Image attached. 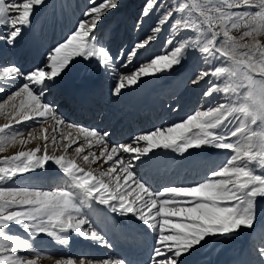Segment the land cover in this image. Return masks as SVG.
<instances>
[{
    "label": "snow or ice",
    "instance_id": "1",
    "mask_svg": "<svg viewBox=\"0 0 264 264\" xmlns=\"http://www.w3.org/2000/svg\"><path fill=\"white\" fill-rule=\"evenodd\" d=\"M45 3L0 0V43L15 47ZM121 6V0H88L75 30L52 47L41 64L29 70L0 64V112L10 106L14 123L31 122L29 130L56 121L50 135L42 128L40 146L0 161V264H38L42 252L35 241L41 235L67 246L75 234L113 249L106 229L117 225L106 213L153 234L148 264H188L189 256L214 240L235 239L242 231L256 234L264 202V42L258 39L264 36V0H144L137 30L148 17L155 16V24L142 41L114 52L102 21ZM165 29L169 47L140 61ZM233 30L242 34L233 35ZM245 38L250 39L244 42ZM197 57L206 67L188 83H207L203 97L212 98L210 104L173 125L134 135L127 144L109 147L110 133L70 124L50 98L76 64L108 74L114 81L112 94L119 97L145 83L143 78H164ZM19 97L24 99L17 107L14 101ZM62 127L68 130L61 131ZM6 129L8 138H0V151L23 134L7 123L0 133ZM36 138L30 133L28 139ZM95 147L102 149L99 155L92 151ZM69 149L76 157L67 155ZM166 150L184 160L209 150H226L227 155L194 183L156 187L144 172L167 163ZM77 158L98 168L111 164L94 174ZM49 163L62 170L66 184L49 190L9 186L25 173L46 171ZM253 250L258 264H264V231ZM55 264L131 261L79 254Z\"/></svg>",
    "mask_w": 264,
    "mask_h": 264
},
{
    "label": "rangeland",
    "instance_id": "2",
    "mask_svg": "<svg viewBox=\"0 0 264 264\" xmlns=\"http://www.w3.org/2000/svg\"><path fill=\"white\" fill-rule=\"evenodd\" d=\"M99 2L100 0H97V3ZM49 3H50V7L45 11ZM121 5L122 6L118 10H116L113 14H111L107 19L102 21L104 25V29L112 37L113 40L112 50L114 52H116L121 46L127 49L132 44L142 41L145 34L150 31V29L156 22L155 16L148 17L145 19V22L142 25V30H137L136 27L137 19L140 17L141 9L143 8L144 5V0H121ZM87 7H88V0H46V3L42 6H39L38 10L35 11L32 17V27L30 30H27L23 33V39L19 40V42L16 44L15 47H8L6 45L2 46V48L7 49L6 51H3V55L6 53H8V55L3 56V61L0 60V64L6 65L5 64L7 60L6 57L9 56V52L12 53V56H14L15 59L18 58L17 56H20L19 58L24 59V57L22 56L26 54L27 42L29 35L31 33H35L36 36L38 35L39 43L42 48V54L46 56V54L52 47L56 46L60 42H64L65 38L75 30L78 21H80L83 18V12ZM241 34L242 31L238 32L236 30H233V35L240 36ZM168 36H169V30L168 29L163 30L158 35V38L152 42L149 51L145 53V55L140 57V61H145L154 55L163 54L166 47H169L165 44V41L168 38ZM249 39L250 38H245L244 42H248ZM258 39L261 40V42H264V36H260L258 37ZM34 47H36L35 41H34ZM39 55L41 56V54H37L36 57H38V61L40 62L33 64V66L28 68V70L36 65L41 64L44 61L45 56L44 58L40 59L41 57H39ZM26 62L27 60L25 61V64ZM16 63H17L16 65H18L17 60ZM7 65H11V64H7ZM202 67H206V66L202 64L199 57L179 67L178 69L179 72H177V76L173 79L174 81L172 85L170 84L166 90H163V92H165L164 94L165 108H163L162 112L164 114H167L165 116V121L160 120L159 122L154 124L152 130H154L156 127L159 126H170L176 122H180L186 119L187 116L192 114L196 109L206 108L210 104L212 98L205 99L203 97V93L209 87L207 83L203 81H201L197 85L188 83L190 80L195 78L197 71ZM83 71L84 69L81 68V64H76L74 67H72L71 70L68 71L67 75L64 76L63 80L56 86L55 89H53V93L50 98L56 101L59 108V113H62L61 109L65 111L61 115V117L65 121L75 126H83L87 129L95 130L96 124L102 121L101 120L102 116H98V118L95 120V123L91 121V119L87 118L85 122H89V124H91V127L89 128L86 123L76 122L75 119L74 120L72 119L74 115L73 110H71L68 114L66 113L67 109L65 107L61 108L63 104L59 105V103L63 102L62 98H64L65 91L71 90L74 81L73 77H75V75L78 72H80V74L83 75L84 74ZM81 79L82 77L79 78V80ZM106 79L108 85L106 90L111 91V94H108L109 97L107 101L109 107H106L108 114H110L125 102L127 96L133 92V88L135 86H132L130 90H127L125 95L116 97L112 94V85L114 81L110 79L108 74H106ZM143 79H147V78H143ZM14 90L15 89H13V91ZM2 99H3V94H0V100ZM22 99H24V97H19L14 101L17 107L19 106L20 101ZM216 99H218V97ZM86 110L87 111L91 110V107L90 106L86 107ZM13 112L14 110L10 106L6 105L5 109L2 112H0V127H3V125L7 123L10 124V128L21 129L23 134L20 137H18L15 143L3 145L4 150L0 151V161H2L5 157L15 156L20 151L34 150L41 144V139L39 137L41 135L42 128H48L49 129L48 134L50 135L51 129L56 126L55 120H49L47 123L42 125V128L29 130L28 125L31 124V122L20 125L15 124L14 121L11 119V114H13ZM67 117H71V119ZM159 117L160 119H162L163 115L162 114L160 115L159 113ZM144 119L149 121V116L145 117ZM65 130L68 129L64 127L61 128V131H65ZM111 130L112 128L110 127L107 130V132L108 131L111 132ZM72 131L75 134V130L73 129ZM150 131L151 130L140 132L139 134L148 133ZM30 133L31 135L37 138L33 140H29L28 138ZM8 134H9V130L6 129L4 133H0V138L6 141L8 138ZM20 140H24L26 141V143L22 144L20 143ZM79 140L81 143H83L82 136L79 137ZM130 142L131 141L127 143ZM75 146L76 145H73V147ZM84 146L87 152L88 151L87 145ZM49 148L51 154L52 151L51 141H49ZM95 152L97 155H99L100 151L96 150ZM55 154L59 155L61 154V152H55ZM67 155L71 157H76V154L72 152L71 149H69ZM225 158L220 157L219 160L216 158L211 162H206L205 169L207 170V168L211 167L213 164H219L223 162ZM185 161L186 160L183 159V164L180 167L185 165ZM77 163L86 168L93 169L94 174L97 171L106 169L108 165L111 164V162H108V164H101L98 168L96 164H92V165L84 164V162L79 158H77ZM48 166L50 167H47L46 171L44 172H41V170H36L35 172L25 173L22 175V177L13 178V180L9 181L8 184L9 186L29 187L33 189L49 190L60 187L67 183L68 178L62 172V170L58 168V166H54L51 163H49ZM241 234L245 235L246 231H242ZM20 235L23 236L24 233L20 232ZM39 237L40 238L42 237L41 240L38 238L37 239L38 241L36 240L35 244L40 251H41L40 247L42 246L41 243L44 240L45 241L48 240L46 243L48 245L50 243L51 247L53 246L55 248H60V249L62 248V246L58 247L61 244L56 242L53 238H49L44 235H41ZM41 252H42V258L40 261H38V264H55V261L58 259L71 258L67 255L56 256L54 253H51L49 251H45V252L41 251Z\"/></svg>",
    "mask_w": 264,
    "mask_h": 264
},
{
    "label": "bare ground",
    "instance_id": "3",
    "mask_svg": "<svg viewBox=\"0 0 264 264\" xmlns=\"http://www.w3.org/2000/svg\"><path fill=\"white\" fill-rule=\"evenodd\" d=\"M33 38L34 37H32L30 39L29 48H28V50H26V55H25L24 59H21V58L15 59L14 56H12V53L9 52V56L6 57L7 60H6L5 64L6 65L7 64H15L16 65L17 64L16 60H17V62H18L17 66H20L23 70H28V68L33 66V64L39 63L40 61H38V57H36L37 54H41L40 59L44 58L45 55L42 54L41 46L39 49L34 51V47H33V43H32V41H34ZM35 42L39 43L38 35H37V38L35 37ZM3 45H5V44H0V52L7 50V49L2 48ZM5 48H7V47H5ZM19 59H20V61H19ZM26 60H27V62L25 64ZM81 68L84 69V71H83L84 74L82 75V74H80V72H78L75 75V77H73V80H74L73 84L74 85L76 84L75 86H79V87H81L82 85H84V86L92 85L93 87H95V85H98V87H99L98 92L100 93L101 91H103L102 84H103L104 80L102 79V77H98L97 69L95 70V69H93V68H91L85 64H81ZM178 69H179V67H177L175 71H173L170 75H168L164 78L153 79L150 77V78L144 79L146 82L140 84L139 86H135L133 88V92L130 94L129 98L132 100V102L134 104H138L139 106L143 101H147V103L150 106H152V110L155 111L156 115H157L161 109V102L162 101H161L160 94L163 92L164 87L167 84H169L170 81L177 76V72H179ZM81 77H82V79L80 80V83H76V80H78ZM69 97L71 98V95ZM60 104H63V103H59V105ZM63 107H65L64 104L61 108H63ZM61 111H62V113H60V115H62L65 112L63 109H61ZM137 118L138 117H135V119H137ZM133 122L134 121L132 120L130 125H132ZM124 124H125V122L118 125L119 129L117 131H115V130L112 131L113 133L110 135L109 141H108L109 147H111L113 145H118L119 142H121L122 144H125L127 142L123 138V136H121L119 134L122 131L121 127ZM106 128H108L107 125L103 126L102 131H104ZM65 131H67V130H65ZM92 143L95 144V140H93ZM96 150L101 151L102 149L95 147V148H93L92 151H96ZM157 151H159V150H157ZM166 151L168 152V155L166 157L167 161L169 160V157H176L178 159V161H180L182 159V157L179 154L172 153L170 150H166ZM208 152L209 151H206V152H204V154H207ZM217 152L219 155H223V156L227 154L226 150L225 151L218 150ZM48 167H50V166H48ZM159 167L145 170V172H146L145 176L150 180V178L148 176H149V173H151V177H153L155 181L158 179V176H160V179L158 181L159 185H165L167 183V181L164 180V177L170 176L172 170L164 173L162 170H159ZM197 167H198V165L195 166L194 173L196 172ZM186 171H187L186 169L179 171L180 172L179 175H177L175 178L178 179L179 177H181V174L185 173ZM199 177L202 178L203 176L199 175ZM169 183H171V182H169ZM191 183H194L193 179L185 181V184H191ZM106 214L110 215L112 213H106ZM112 216L114 219V223L117 220H120L119 218L116 217L115 214H112ZM262 218H263V220H262ZM116 231H117V227L114 228V235H115ZM261 231H264V203L263 202L261 203V217H260V222H258V225H257L256 234H254L249 241H245L243 234L240 233L239 236L235 239H226V240H220V241L214 240V243L212 245H207L206 247L199 249L198 251H201L204 249V253H203V255L205 256L204 262L207 264H213V263H215V260H217V259H228V258L234 256V254L238 252V249L241 248L244 243H250L253 245L254 242L259 239V235H260ZM146 233L149 234L150 232H146ZM150 234H151L150 235L151 237H147L148 242L142 241V242H137L135 244L125 245L124 252L127 253V255L129 256V259H128L129 261H131L130 260L131 258H134L133 264H148L149 255H150L151 248H152L150 239L153 238V234L152 233H150ZM117 235L119 237V234H117ZM38 238L41 240L42 237L41 238L38 237ZM47 241L44 240L41 243V245H42L40 247L41 251H45V248H46V250L54 252L56 254V256H59V254H60L59 251L61 249L55 248L53 246L51 247L50 243H49V245L46 243ZM141 244H143L142 247H140ZM58 247H60V246H58ZM77 247H78V244L71 243L70 249L67 248L66 250H68L69 253H74L76 251L75 249ZM66 250H64V253H67ZM111 252L114 253V250L113 249H107V248L104 249L103 250L104 257L110 256ZM72 255L77 256V255H79V253L75 252ZM196 257H197V255L193 254L190 257L189 262H191V260H193ZM234 262H236V261H234ZM239 262H241L240 259H239ZM250 264H253V263H250Z\"/></svg>",
    "mask_w": 264,
    "mask_h": 264
},
{
    "label": "water",
    "instance_id": "4",
    "mask_svg": "<svg viewBox=\"0 0 264 264\" xmlns=\"http://www.w3.org/2000/svg\"><path fill=\"white\" fill-rule=\"evenodd\" d=\"M251 234H252V233H250V232H247V237H249Z\"/></svg>",
    "mask_w": 264,
    "mask_h": 264
}]
</instances>
